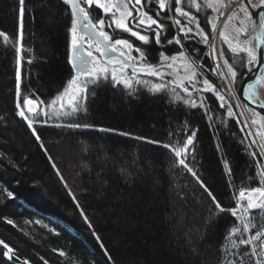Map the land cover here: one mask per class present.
I'll use <instances>...</instances> for the list:
<instances>
[{"label":"trees","instance_id":"trees-1","mask_svg":"<svg viewBox=\"0 0 264 264\" xmlns=\"http://www.w3.org/2000/svg\"><path fill=\"white\" fill-rule=\"evenodd\" d=\"M17 2L0 0V30L9 34L16 30L13 5ZM26 6L25 54L32 63L23 65V84L50 101L69 78L70 19L60 0H26ZM203 50L207 53L204 46ZM192 55L199 57L197 63L213 64L206 55ZM15 67V53L0 43V115L5 117L0 121V239L17 256L29 264L45 260L48 264H202L205 259L216 264V246L233 218L218 214L219 223L209 226L216 217L202 198L203 190L191 174L172 164L166 149L113 133L55 126L79 120L168 143L174 139L169 132L179 131L177 126L187 121L198 130L195 159L192 155L188 159L222 203L229 205L234 203L233 189L222 159L230 161L237 184L253 171L252 161L245 150L247 141L241 143L239 124L219 108V102L207 99L211 93L203 94L212 109L208 119L204 109L189 108L168 93L154 96L140 90L130 99L106 86L90 100L87 113L37 125L41 136L37 141L15 115ZM206 74L217 85L223 83ZM65 152L71 158L66 166ZM81 210L92 227L84 222ZM7 218L17 226L6 223ZM205 232L207 240L202 241ZM194 247L199 248V256ZM60 251L66 255L60 256ZM0 264H8L2 255Z\"/></svg>","mask_w":264,"mask_h":264},{"label":"snow or ice","instance_id":"snow-or-ice-1","mask_svg":"<svg viewBox=\"0 0 264 264\" xmlns=\"http://www.w3.org/2000/svg\"><path fill=\"white\" fill-rule=\"evenodd\" d=\"M60 3L64 6V15L70 19L67 61L70 73L66 84L50 101L40 99L23 84V65L32 63L25 54L26 0H18L13 5L15 32L9 34L0 30V43L15 53V115L27 125L35 139L41 141L37 125L47 126L53 118L60 120L87 113L90 100H94L98 90L106 86L121 90V95L130 99L141 94L138 86L146 87L154 96L171 93L174 101L192 109H204L206 116L212 109L203 94L211 93L207 99L213 104L218 101L219 108L236 124L242 125L240 131L244 137L241 143L247 141L245 150L252 161L253 171L241 177V183L237 184L230 161L222 159L224 174L230 178L229 185L233 189L234 203L229 205L222 203L188 159L190 155L195 159L198 130L191 129L187 121L177 126L179 131L172 129L169 132L174 139L168 143L79 120L55 126L113 133L166 149L171 154L172 164L191 174L203 190L202 198L209 202L210 212L216 217L210 220L209 226L219 223L222 217L218 214L233 218L216 246V264H264V112L243 106L245 110L238 114L234 108L241 105L230 103L222 91L227 88V95L238 99L236 92L239 90L234 88L238 77L247 83L243 79L244 71L251 73L258 70L253 65H264V0L258 5H253L251 0H60ZM253 7L261 10L260 34L255 37L249 33L250 24L253 29L257 26L253 18L257 13L250 11ZM217 35L231 53V62L225 58V48L218 49L211 43ZM135 41L141 44L136 45ZM200 44L211 51L205 53L196 47ZM153 48L157 53L155 56ZM192 53L208 56L213 64L197 63L199 57L194 58ZM206 72L223 83L217 85ZM247 89L246 98L264 110V74L256 79L255 84L248 83ZM0 121H5L3 115H0ZM41 147H44L42 142ZM220 151L221 146L217 145V152ZM52 166L57 169V176L63 179L58 166L55 163ZM7 195L12 198L14 194L9 190ZM81 216L92 227L83 210ZM6 223L14 228L17 226L11 218H7ZM48 230L54 232L52 228ZM54 234L59 235L58 232ZM201 240H207V232ZM0 245V255L7 261L29 264L4 240L0 239ZM194 251L200 255L198 247H194ZM59 255L65 256L66 253L60 251ZM44 264L48 261L45 260ZM202 264L209 262L205 259Z\"/></svg>","mask_w":264,"mask_h":264},{"label":"water","instance_id":"water-1","mask_svg":"<svg viewBox=\"0 0 264 264\" xmlns=\"http://www.w3.org/2000/svg\"><path fill=\"white\" fill-rule=\"evenodd\" d=\"M251 12H254V13H257L256 16H254V20L257 22V26L255 27V29H253L252 25L250 24V30H251V36L252 37H255L257 35L260 34V28H259V23H260V9L258 7H253L252 9H250ZM253 68L254 69H258V70H254L252 71L251 73L247 72L243 79L244 81H247V83H243L240 81V83L238 84L237 86V89L236 90H239L236 92V95L238 97V102L241 103L243 106H247L248 108H252V109H255L256 111L258 112H264V110L258 108L257 104L248 100L246 98V93H247V84L248 83H252V84H255L256 82V79L259 77V74L261 72L264 73V65H253ZM249 77H251V79H249ZM218 102V101H217ZM0 248H2V245H0ZM4 258V257H3ZM5 262L8 263V264H12V262L10 261H7L6 258H4Z\"/></svg>","mask_w":264,"mask_h":264},{"label":"rangeland","instance_id":"rangeland-1","mask_svg":"<svg viewBox=\"0 0 264 264\" xmlns=\"http://www.w3.org/2000/svg\"><path fill=\"white\" fill-rule=\"evenodd\" d=\"M249 33H250V36H251V30H250V25H249ZM211 43H214L215 45H216V47L218 48V49H220V48H225V51H226V55H225V58H228L229 60H230V62H231V53L230 52H228L227 50H226V46L225 45H223L222 43H221V40H220V38H219V36L217 35L216 36V38L214 39V40H211ZM203 45V44H202ZM204 46V48H205V50H206V52H209V51H211V49L210 48H208L207 46H205V45H203ZM211 59V58H210ZM211 61H212V63H213V60L211 59ZM221 63L223 62L222 60L220 61ZM247 73V71L245 70L244 71V75ZM216 79H217V83L218 84H221L222 83V81L218 78V77H216ZM240 78L238 77V79H237V83H236V85L234 86V88L235 89H237V86H238V84L240 83ZM139 87V89L141 90V91H148V89L146 88V87H143V86H138ZM222 91L226 94V99H228L229 100V102L230 103H232L233 105H241V107H235L234 108V111L236 112V113H241V112H243L245 109H244V107H243V105L241 104V103H239L238 102V100L237 99H234V98H232L231 96H229V95H227V93H228V89L227 88H224V89H222ZM149 92V91H148ZM168 95H170L171 96V93H168ZM197 95V97H198V95L199 94H196ZM237 96V95H236ZM172 97V96H171ZM197 102H199L198 100H197ZM69 118H71V117H64L63 119H60V120H57V119H55V118H53V119H50L49 121H48V123H57V122H60V121H65V120H67V119H69ZM241 119H242V117H241ZM239 127L241 128L242 127V125H240L239 124ZM243 133V132H242ZM243 135H244V133H243ZM64 154V156H63V158L65 159H62V162H63V165L64 166H66V164H67V158H69V159H71L70 157H68L69 156V153H63ZM71 155V154H70ZM66 172H67V168H66ZM48 219H50V220H53V221H56V219L55 218H53V217H49V216H46ZM57 224L59 223L58 221L56 222ZM60 224V223H59Z\"/></svg>","mask_w":264,"mask_h":264},{"label":"flooded vegetation","instance_id":"flooded-vegetation-1","mask_svg":"<svg viewBox=\"0 0 264 264\" xmlns=\"http://www.w3.org/2000/svg\"><path fill=\"white\" fill-rule=\"evenodd\" d=\"M107 30V29H106ZM108 31H110V30H108ZM124 36H127L128 34H123ZM131 40H135V38H132V37H129ZM69 39H70V37H69V34H68V42H69ZM135 44L136 45H140L141 44V42H139V41H135ZM166 47H171V46H166ZM197 47L198 48H202L203 49V45L202 44H200V45H197ZM135 54V53H134ZM167 54V53H166ZM175 54V53H174ZM153 55L155 56V55H157V53H156V51H155V48H153ZM197 55H202V53H197ZM150 79V78H149Z\"/></svg>","mask_w":264,"mask_h":264},{"label":"bare ground","instance_id":"bare-ground-1","mask_svg":"<svg viewBox=\"0 0 264 264\" xmlns=\"http://www.w3.org/2000/svg\"><path fill=\"white\" fill-rule=\"evenodd\" d=\"M259 2H260V0H251V3H252L253 5H258ZM262 74H264V73L261 72V73L259 74V76L262 75ZM246 95H247V93H246Z\"/></svg>","mask_w":264,"mask_h":264}]
</instances>
